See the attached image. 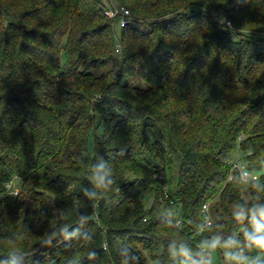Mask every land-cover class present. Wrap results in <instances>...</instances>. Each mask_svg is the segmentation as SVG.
Segmentation results:
<instances>
[{"label":"trees","instance_id":"trees-1","mask_svg":"<svg viewBox=\"0 0 264 264\" xmlns=\"http://www.w3.org/2000/svg\"><path fill=\"white\" fill-rule=\"evenodd\" d=\"M107 1L0 0V264L256 260L264 0Z\"/></svg>","mask_w":264,"mask_h":264},{"label":"rangeland","instance_id":"rangeland-1","mask_svg":"<svg viewBox=\"0 0 264 264\" xmlns=\"http://www.w3.org/2000/svg\"><path fill=\"white\" fill-rule=\"evenodd\" d=\"M104 1L107 4L110 3V5L117 6V3L114 1H109V2L107 0H104ZM113 19H115V18H113ZM114 26L116 27V32L118 34L120 31V24H119L118 19H116V25H114ZM64 63H65V61H64V57H63L61 65L64 66ZM114 63H115V65L119 64L118 53H115ZM110 66H112V63ZM88 146L90 149L92 148V140L91 139L89 140ZM241 156H242L241 150L238 147H236L235 150L232 152L231 158L233 160H238L239 158H241ZM252 171L257 173L259 176L264 175V166L258 167L256 169H252ZM14 192L16 193L17 190H14ZM218 243H219L218 238H213L210 241L207 264H231L230 252H229L228 247H226L225 245H219ZM213 244L215 245L214 247H213ZM259 258L261 261H263L264 260V253L261 254ZM147 261L150 262V259L148 258V256H147ZM251 261H252L251 258L249 256H246L244 259V264H250Z\"/></svg>","mask_w":264,"mask_h":264},{"label":"built area","instance_id":"built-area-1","mask_svg":"<svg viewBox=\"0 0 264 264\" xmlns=\"http://www.w3.org/2000/svg\"><path fill=\"white\" fill-rule=\"evenodd\" d=\"M105 12L112 18L118 19L120 26L124 25L127 22V17L129 16L130 12L129 10L123 6V5H110ZM226 25L231 26L230 21H226ZM231 165L232 169H237L238 173L241 177L242 182L247 183L251 180H257L259 178V175L255 173L254 171L250 170L247 168L245 163L240 160H233L231 159L228 162ZM247 173V176H244V173ZM233 178V174L229 176V180ZM203 211H204V222L202 227L198 230L199 232L206 226H209L212 224V216L210 213V208L209 205L206 204L203 206Z\"/></svg>","mask_w":264,"mask_h":264},{"label":"clouds","instance_id":"clouds-1","mask_svg":"<svg viewBox=\"0 0 264 264\" xmlns=\"http://www.w3.org/2000/svg\"><path fill=\"white\" fill-rule=\"evenodd\" d=\"M244 176H247V173L245 172L243 174ZM255 215L259 217V221L255 225V228L251 233L246 234L247 239L250 242V245H254L255 247L264 250V208H258L255 210ZM215 245L213 244V247ZM250 264H264V261H261L260 258H257L254 261H251Z\"/></svg>","mask_w":264,"mask_h":264}]
</instances>
